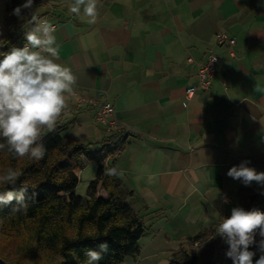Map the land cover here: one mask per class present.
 I'll list each match as a JSON object with an SVG mask.
<instances>
[{
    "label": "crops",
    "instance_id": "1",
    "mask_svg": "<svg viewBox=\"0 0 264 264\" xmlns=\"http://www.w3.org/2000/svg\"><path fill=\"white\" fill-rule=\"evenodd\" d=\"M11 1L0 0V34ZM71 2L34 0L23 26L33 11L55 24L57 62L77 77L60 116L66 134L86 143L125 137L106 165L123 172L147 238L121 264H168L189 237H206L233 207L252 210L264 195V186L227 175L243 161L264 172V0H98L95 24L69 13ZM218 32L235 43L219 44ZM210 53L219 57L211 85L188 99ZM104 100L119 123L110 132L94 119ZM226 249L217 244L215 264H231Z\"/></svg>",
    "mask_w": 264,
    "mask_h": 264
},
{
    "label": "trees",
    "instance_id": "2",
    "mask_svg": "<svg viewBox=\"0 0 264 264\" xmlns=\"http://www.w3.org/2000/svg\"><path fill=\"white\" fill-rule=\"evenodd\" d=\"M25 0H12L4 15L6 33L0 34V53L12 47L23 46L21 16L13 9ZM2 58V57H0ZM67 122L59 118L56 128L46 132L40 144L45 148L42 160L14 158L7 151H0V169L12 167L22 175L15 184L28 188L26 211H13L14 205L0 204V264H84L85 250L100 251L99 245L107 243L98 264H121L126 256H135L139 241L147 228L145 219L135 212L121 180L105 175L106 161L123 149L125 137L114 133L101 141L79 143L66 134ZM0 142H3L0 140ZM85 160L94 161L96 176L90 180L88 195L75 193L78 183L76 170ZM102 185L107 196L98 195ZM12 185H0V191ZM264 195L252 210L264 212ZM206 237L195 235L171 254L168 264H215V248L222 243L215 229ZM260 237L249 248L254 252L253 264L264 255L259 246ZM200 241L197 247L193 245ZM12 257L13 259H10ZM232 264V261H231Z\"/></svg>",
    "mask_w": 264,
    "mask_h": 264
},
{
    "label": "clouds",
    "instance_id": "3",
    "mask_svg": "<svg viewBox=\"0 0 264 264\" xmlns=\"http://www.w3.org/2000/svg\"><path fill=\"white\" fill-rule=\"evenodd\" d=\"M34 0L13 9L20 16L23 9H32ZM68 11L89 24L98 17V0H72ZM31 27L24 32L22 47H12L0 53V151H7L14 158L42 160L45 148L39 141L46 132L53 131L60 116L67 109L66 97L74 94L77 77L71 67L58 63L61 46L55 35V26L46 19L30 14ZM264 124V119H261ZM248 161L229 169L227 175L241 180L245 186L253 182L264 186V172L248 166ZM105 175L122 178L117 168H105ZM22 173L12 167L0 170V185H12L0 191V204L14 205L13 211H26L27 186L19 191L15 184ZM217 236L227 245L225 257L232 264H253L254 252L249 248L261 238L259 246L264 251V212L233 207L231 215L223 217L215 228ZM100 251L85 250L84 264H98L107 243ZM256 264H264L262 255Z\"/></svg>",
    "mask_w": 264,
    "mask_h": 264
},
{
    "label": "built area",
    "instance_id": "4",
    "mask_svg": "<svg viewBox=\"0 0 264 264\" xmlns=\"http://www.w3.org/2000/svg\"><path fill=\"white\" fill-rule=\"evenodd\" d=\"M53 25L56 27L55 24ZM216 38L218 43L223 45H233L236 41L235 37L229 36L224 32H218L216 34ZM218 61V55L210 53L207 59L199 66L197 71V84L190 85L185 89V95L188 99L192 98L197 90L209 88L212 78L214 77L215 68ZM94 119L102 124L109 132L117 129V127L119 126L118 120L115 115V108L108 100H104L98 106L94 114Z\"/></svg>",
    "mask_w": 264,
    "mask_h": 264
},
{
    "label": "rangeland",
    "instance_id": "5",
    "mask_svg": "<svg viewBox=\"0 0 264 264\" xmlns=\"http://www.w3.org/2000/svg\"><path fill=\"white\" fill-rule=\"evenodd\" d=\"M33 12H35V11H33ZM35 14H36V12H35ZM3 29H4L3 24L1 23L0 24V32H2ZM75 132H76V129L72 130L71 134H74ZM68 134H70V131H68ZM83 135H84V133H81V136H83ZM75 138L79 141V143L85 144L87 142L86 141L87 139L77 136V132H76ZM83 167H84L83 171L81 173H79V176H78V183H77V186L75 187V193L82 195V196H87L88 195V185H89L90 180H92L96 175L97 166H96V163L94 161H92L90 163H86ZM97 194L102 195L104 197L107 196V193L101 184L98 186ZM146 238L147 237H144L140 241V244H144ZM216 256H218V254ZM9 258L13 259L12 257H9Z\"/></svg>",
    "mask_w": 264,
    "mask_h": 264
}]
</instances>
